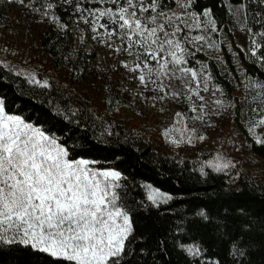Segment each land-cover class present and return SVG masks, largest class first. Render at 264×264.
I'll list each match as a JSON object with an SVG mask.
<instances>
[{"label":"snow or ice","instance_id":"6c2138e0","mask_svg":"<svg viewBox=\"0 0 264 264\" xmlns=\"http://www.w3.org/2000/svg\"><path fill=\"white\" fill-rule=\"evenodd\" d=\"M174 2L183 9L181 14L165 11V0H4L6 6L27 8L61 29L67 25L55 9L71 5L77 27L86 26L80 30V43H85L87 33L89 39L108 49L115 57L112 69H123L122 79L134 82L133 95L152 102L153 107L160 105L161 112L166 103L186 108L174 113L173 127L165 131L166 137L176 130V123L185 121L187 112L194 114L187 119L200 126L214 114L206 111L208 101L201 94L209 92V78L187 66V57L194 53L186 45L208 43L207 32L217 31L215 21L210 9L199 14L191 10L195 0ZM244 6L240 4L233 14L240 15ZM201 17L208 19L202 21ZM193 31L203 34L190 35ZM260 36L264 41V33ZM252 44L251 56L264 65L261 43L253 39ZM34 80L29 78V82ZM35 83L48 87L47 81ZM259 87L264 89V84ZM257 98L261 118L249 120L248 132L257 144L264 145V139L255 133L256 128L264 130V92ZM214 103L225 108L219 98ZM179 131L189 144L194 139H207L187 123ZM99 163L86 155L73 158L55 136L7 113L0 97V247L45 253L53 264H122L134 224L119 192L122 173L102 170L96 167ZM208 166L217 172L234 167L230 160L208 161ZM148 199L156 204L160 200L167 203L172 197L154 190ZM187 250L193 255L199 252L193 247Z\"/></svg>","mask_w":264,"mask_h":264},{"label":"trees","instance_id":"16d2710c","mask_svg":"<svg viewBox=\"0 0 264 264\" xmlns=\"http://www.w3.org/2000/svg\"><path fill=\"white\" fill-rule=\"evenodd\" d=\"M165 2L166 9L175 6L174 0ZM242 3L245 6L241 14L234 15ZM205 9L211 10L216 28L228 25L245 31V49L239 51L246 75L245 125L239 127L246 146L264 157V145L257 144L248 132L249 120L261 118L257 97L264 92L259 87L264 84V65L251 56L249 49L255 39L264 50L260 36L264 33V3L195 0L191 10L199 14ZM55 11L67 27L61 29L43 17L46 27L40 32L42 49L53 69L64 68L78 79L84 78L95 63V53L76 44L71 31L75 21L71 5ZM208 65L213 80L228 88L215 63L209 61ZM0 97L7 113L19 115L55 136L73 158L86 155L100 161L96 167L122 173L119 192L135 229L122 264H264V178L254 183L247 174L233 168L217 172L205 166L201 171L197 161L155 150L142 136L132 134L113 118L99 116L87 101L73 91L61 90L55 81L42 87L1 63ZM104 107L107 114L120 108L138 112L133 98L109 85L104 86ZM198 134L205 136L200 127ZM199 142L194 139L191 144ZM145 184L172 199L153 204ZM189 247L198 248V254L188 252ZM0 264H53V259L29 248L5 246L0 247Z\"/></svg>","mask_w":264,"mask_h":264},{"label":"rangeland","instance_id":"374dc122","mask_svg":"<svg viewBox=\"0 0 264 264\" xmlns=\"http://www.w3.org/2000/svg\"><path fill=\"white\" fill-rule=\"evenodd\" d=\"M165 11L181 14L183 9L175 3L174 7ZM201 19L203 21L208 18L201 17ZM45 27V19L38 13L17 5L6 6L4 0H0V63L27 79L34 77L33 83L55 81L61 90L73 91L80 99L92 105L99 116L113 118L132 134L142 136L155 150L193 159L201 169L208 166V161L223 163L230 160L234 167L228 169L233 168L247 174L254 183H260L264 178V157L257 156L246 146L239 127L240 124L245 125L246 75L239 58V51L245 49L244 30H237L227 25L217 28L215 32L208 31V43L186 45L189 51L194 53L187 57L189 61L187 66L209 78V92L202 91L201 94L208 101L206 111L214 114L209 116L206 124L200 126L198 122L187 119L194 115L187 112L185 121L176 123V130L170 131L166 137L164 133L170 129V125L173 126L174 113L186 111V108L182 109L175 103H166L163 105L165 111L161 112L160 105L153 107L152 102L133 95L134 82L122 79L123 69L118 72L112 69L115 57L109 54L108 49L89 39L87 33H85V43H80V30L86 26L80 24L77 27L76 21L71 24L76 44L93 51L96 57L95 63L81 79L67 69H53L52 61L43 51L40 42V32ZM197 34L203 32L190 33V35ZM209 43L213 46L209 47ZM209 61L215 63L219 76L228 83V88L213 80ZM105 85L120 90L128 89L124 91V95L135 100L138 112L120 108L113 114H107L104 107ZM217 98L224 102V109L215 105L214 101ZM229 105L232 107H228ZM184 123H187L188 128L200 127L204 130L207 139L197 144L187 143L179 131L183 129ZM262 133L264 130L257 128L256 134L264 139ZM186 135L185 132V137ZM173 140L180 142L173 143ZM217 157L222 159L217 160ZM145 189L148 197L154 190L168 195L149 184H145Z\"/></svg>","mask_w":264,"mask_h":264}]
</instances>
